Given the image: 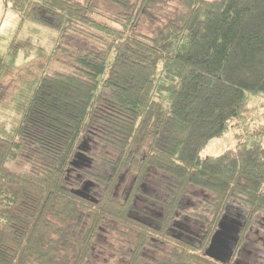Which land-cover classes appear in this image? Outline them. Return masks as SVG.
Returning <instances> with one entry per match:
<instances>
[{
	"label": "trees",
	"instance_id": "trees-1",
	"mask_svg": "<svg viewBox=\"0 0 264 264\" xmlns=\"http://www.w3.org/2000/svg\"><path fill=\"white\" fill-rule=\"evenodd\" d=\"M1 4L58 33L52 57L67 72L43 75L13 137L0 136V264H89L105 229L130 244L125 264H143L152 243L166 250L151 264H223L206 251L242 203L237 254L264 215V103L254 104L264 99V0ZM7 72L0 53V87ZM236 128L234 147L202 155ZM192 188L203 192L193 210L210 216L198 243L171 232ZM142 198L161 208L157 219L138 212Z\"/></svg>",
	"mask_w": 264,
	"mask_h": 264
},
{
	"label": "rangeland",
	"instance_id": "rangeland-1",
	"mask_svg": "<svg viewBox=\"0 0 264 264\" xmlns=\"http://www.w3.org/2000/svg\"><path fill=\"white\" fill-rule=\"evenodd\" d=\"M101 8L106 13L105 15L111 18L117 12V9L110 4L102 3ZM102 18L100 17V19ZM110 21L107 20L109 23ZM145 25H142V32L148 31ZM57 36L58 33L50 28L22 21L9 5H0V53L6 55L8 70L0 87V136L7 139L13 137L14 128L20 120V108L26 104L33 87L43 75L51 76L56 73L67 72L65 65L60 60L52 57ZM25 42L28 43L27 46L31 49L25 48L19 51L17 56L8 55L10 46L15 47L19 43ZM259 101H254L256 108L264 103V99ZM237 134H239L238 128L229 130L223 138L212 140L202 155H219L228 148L234 147ZM96 167L95 170L101 169L99 165H96ZM130 179L126 176L122 180L120 195H124L129 191ZM145 190L157 199L168 200L162 189L147 186ZM202 194L203 192L198 189H190L189 195L183 201V209L181 208L180 215L177 216V221L187 230V233L184 230L181 231L186 234L183 238L191 239V241L198 240L197 243L205 238L210 220L209 212L206 210L200 208L193 210L203 200L201 199ZM137 204L140 210L138 212L145 217L152 214L156 218L161 210L160 207H155L154 202L145 198L137 201ZM228 212L229 221L236 222L237 227L241 230L245 224L248 207L242 203H234ZM175 234H178V232H175ZM98 240L89 264L126 263L130 244L117 231L105 229ZM160 247L161 250L159 251ZM163 249L165 247L152 243L151 248H147L143 253L145 261L143 264H151L152 260L161 259ZM237 253H239L237 256L239 264H264V215L256 219L255 225L247 236L246 243Z\"/></svg>",
	"mask_w": 264,
	"mask_h": 264
},
{
	"label": "water",
	"instance_id": "water-1",
	"mask_svg": "<svg viewBox=\"0 0 264 264\" xmlns=\"http://www.w3.org/2000/svg\"><path fill=\"white\" fill-rule=\"evenodd\" d=\"M231 223L233 225L234 224L238 225L234 221H232ZM219 227H220V230L214 235V237L212 239V242H211V246L206 251V254L210 258H212V259H214L216 261L222 262L224 257H225V254L222 253L223 252L222 250H226V248L228 247L229 241H232L234 239H233V237H229L226 234V232L231 230L230 229L231 228V224H230V221L228 220L227 217H224L222 222L219 224ZM229 233H231V231ZM216 247L218 248V250L216 249Z\"/></svg>",
	"mask_w": 264,
	"mask_h": 264
},
{
	"label": "flooded vegetation",
	"instance_id": "flooded-vegetation-1",
	"mask_svg": "<svg viewBox=\"0 0 264 264\" xmlns=\"http://www.w3.org/2000/svg\"><path fill=\"white\" fill-rule=\"evenodd\" d=\"M150 220V219H149ZM178 221H176V223H177ZM151 223H153V222H151ZM175 223V224H176ZM174 224V225H175ZM230 224H231V233H229L230 231H228V232H226V234L229 236V237H233V239L234 240H232V241H229V243H228V247L226 248V250H222L223 252L222 253H224L225 254V257H224V259H223V261H222V263L223 264H239L238 262V260L236 259V256H238V254L239 253H237L236 254V249H237V245H238V240H239V234H240V232H241V230L237 227L238 225H233L232 223H231V221H230ZM182 230H184V228L181 226V225H179V222L175 225V228L174 229H171V232H180L179 234H180V236H184V233L183 232H181ZM220 230V227L218 228V230L215 232V234L218 232ZM195 234V233H194ZM214 234V235H215ZM186 235V234H185ZM214 235L212 236V238H211V240H210V243H209V245H208V248L211 246V242H212V239H213V237H214ZM189 236V235H188ZM237 240V241H236ZM194 241V240H193ZM216 249L218 250V248L216 247ZM220 251V250H219ZM234 261V262H233Z\"/></svg>",
	"mask_w": 264,
	"mask_h": 264
}]
</instances>
